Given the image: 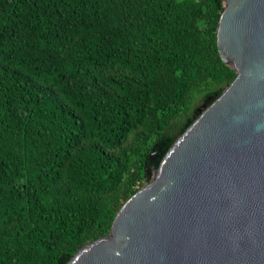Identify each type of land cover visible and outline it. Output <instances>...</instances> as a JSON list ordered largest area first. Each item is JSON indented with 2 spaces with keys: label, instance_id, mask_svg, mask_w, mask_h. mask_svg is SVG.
I'll use <instances>...</instances> for the list:
<instances>
[{
  "label": "trees",
  "instance_id": "trees-1",
  "mask_svg": "<svg viewBox=\"0 0 264 264\" xmlns=\"http://www.w3.org/2000/svg\"><path fill=\"white\" fill-rule=\"evenodd\" d=\"M224 9L0 0V264H67L109 233L146 166L236 75L217 44Z\"/></svg>",
  "mask_w": 264,
  "mask_h": 264
},
{
  "label": "water",
  "instance_id": "water-1",
  "mask_svg": "<svg viewBox=\"0 0 264 264\" xmlns=\"http://www.w3.org/2000/svg\"><path fill=\"white\" fill-rule=\"evenodd\" d=\"M222 1L217 44L236 75L67 264H264V0Z\"/></svg>",
  "mask_w": 264,
  "mask_h": 264
}]
</instances>
